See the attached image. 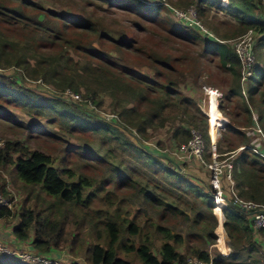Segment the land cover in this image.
Segmentation results:
<instances>
[{
    "label": "trees",
    "instance_id": "trees-1",
    "mask_svg": "<svg viewBox=\"0 0 264 264\" xmlns=\"http://www.w3.org/2000/svg\"><path fill=\"white\" fill-rule=\"evenodd\" d=\"M99 1L118 8L134 6L153 14H158L163 7L169 11V7L160 0ZM175 3L182 6L193 3L197 17L206 16V11L211 8L229 16L235 22L236 26H233L236 29L235 34L238 32L242 34L250 28L255 37L253 50L256 45L264 43V0H227L224 6H221L218 0H175ZM67 13L44 9L34 0H0V67L13 65L20 69V72H12L8 76L0 73V98L12 102L16 107L30 114L48 112L58 119H66L71 123L72 128L87 126L93 131L101 130L105 138L115 141L123 139L125 143L131 145L141 160L151 166L161 167L162 171L169 174V177L181 189H194L195 195L211 211L212 195L209 182L201 185L205 190L194 187L193 184L198 185L195 177L180 172V165L167 154L168 152L153 150L139 140L144 139L148 130L163 125L164 121L169 119L168 114H182L183 117L177 123L171 122L169 137L166 141L172 143L171 148L175 151L180 143L189 138L190 126L198 127L201 130L203 148L201 161L196 160L200 165H203L202 162L209 161L210 145L206 117L192 97L178 90L176 86L178 81L171 71V65L168 64V57L151 51L150 67L154 71L150 76L131 67L120 65L119 68L116 62L108 59L109 55L101 49L89 43L82 45L78 38L72 34L69 35L71 28L89 31L92 27L81 23L76 16L68 17ZM47 16L52 19H61V29H53L48 23L50 20L46 19ZM171 24L176 25V31L180 30L185 34L190 30L196 31V26L180 20ZM210 28L212 31L213 26ZM15 31L24 35L13 36ZM176 31L175 33L179 32ZM203 35H195L196 38L202 37L205 40L202 51L206 54L215 53L217 65L228 76V83L224 84L221 91V101L230 103L231 109H224L222 102H219V107L223 108L229 118L234 119L238 115L234 110L235 102L238 101L245 120V125H238L251 126L258 120L250 117V109L244 98L246 96L241 94L239 64L232 44L223 42L214 33ZM118 44L126 43L120 41ZM72 53L77 55V58H74ZM254 76H256L254 80L246 83L249 100H252L251 94L261 85V80H264L263 69ZM24 78L49 83L60 90L68 87L75 93L81 85L85 90L83 99L86 102L74 103L77 102L76 99L61 97L56 93L41 94L37 89L25 87L22 82ZM156 79H161L162 82ZM103 94H107L111 99L110 110L114 116L109 119L98 116L92 108L87 106L89 99L98 105ZM259 97V102L264 103V92L260 91ZM222 116L226 120L223 114ZM259 118L261 119L260 114ZM256 124L264 134V122L262 128L258 122ZM222 127L217 129L219 136L215 139L214 150L216 159L228 157L231 163L232 192L225 193L223 190L221 194L225 200L221 207L222 225L230 251L226 257L215 256L211 261L212 264H257L256 260H250L247 255L257 250L264 259V246L256 239L258 234L249 224L248 210L242 208L236 200L264 203V161H261L251 149L252 145L246 132L237 128L235 124L226 123ZM25 129L32 133L36 126L26 125ZM126 133L134 136L138 145L127 141ZM228 135L232 137L228 138ZM239 146L241 148L236 149ZM163 161L172 169L168 168ZM7 164L11 165L14 175L23 183L38 184L45 194L58 201L67 203L84 201L83 191L89 183L86 177L78 176L70 181L63 179L59 169L51 164L48 154L37 149H30L22 141L2 140L0 165ZM64 172L70 174V170L64 169ZM135 186L144 201L156 202L164 209L172 211L176 209L172 200L166 202L158 199L146 185L135 183ZM221 186H224V182H221ZM1 192L3 187L0 183ZM93 195L92 192H86L83 196L87 199ZM11 216L13 212L10 207L0 206V218ZM16 216L17 223L12 227V234L18 240L28 239L31 248L37 252L51 251L52 253L53 247L65 242L62 220L59 222L55 218L42 214L39 210L23 208V206ZM201 217L200 213L194 214L193 220ZM150 224L154 225V232L161 238L157 254L150 248L147 234H144L138 243H121L116 223L107 219L103 223L106 230L104 243H90L85 248L86 261L89 264H132L129 260L117 255V247H121L123 251L134 252L140 264H175L191 255L207 259L206 250L199 247L185 245L184 253L177 251L174 244L182 242L181 235L172 232L164 225L151 221ZM125 228L133 235H138L140 232L138 223L133 221L128 222ZM205 237L208 240L212 239L211 228L206 231ZM244 252L245 257H243ZM27 263L28 261L18 260L17 257L10 262V264Z\"/></svg>",
    "mask_w": 264,
    "mask_h": 264
},
{
    "label": "rangeland",
    "instance_id": "rangeland-1",
    "mask_svg": "<svg viewBox=\"0 0 264 264\" xmlns=\"http://www.w3.org/2000/svg\"><path fill=\"white\" fill-rule=\"evenodd\" d=\"M34 1L43 6L44 9L63 13L68 12V17L76 16L81 23L91 25L92 29L89 31L71 28L69 35L72 34L78 38L79 43L82 45L89 43L101 49L109 55L108 59L116 62L119 68L120 65L131 67L140 73L150 76L154 71L150 67L151 51L166 55L168 64L171 65V71L175 74L178 81L176 85L178 90L185 95L192 93L190 97L194 99L203 115H205L202 109L204 108L206 95L203 97V93L201 94L203 92L201 86L206 85L220 92L217 109L226 117L227 123L235 124V126H238L237 128L248 133L247 137L250 139L251 145L253 142L258 144V141L262 143V138L259 134L262 133L261 130V132L255 133L258 135V139H256L254 135H250L254 132L250 131L247 126L238 125H245L243 111L238 101L234 105V110L238 113L234 119L229 118L223 108L219 107V102H222L224 109H231L230 103L221 101V91L224 84L228 83V76L217 65L215 53L206 54L202 51V45L205 40L202 37H200L201 40L195 37V35L204 36L203 34L205 33L212 35L214 33L220 40L230 45L240 32L234 33L236 29L233 26L236 25L229 16L212 8L208 9L206 16L197 17L199 26H196V31L190 30L189 33L185 34L180 30H178L179 32L176 31V25L171 24V22L176 23V20L179 21L172 13L171 9L173 8L171 6L174 9H184L189 6L195 9L193 3L182 6L176 4L175 0H160L169 7V11L165 10L163 7L165 5H161L163 7L162 11L158 12V14H153L134 6L125 8L114 7L99 0ZM150 17L152 18L150 19ZM46 19L50 20L47 22L53 29H61V19H52L49 16ZM209 26H213L214 30L212 29L211 31ZM175 31L178 33H175ZM12 35L21 36L24 33L15 31ZM120 41H124L126 44H118ZM253 54L256 64L254 65V74L246 80V83L254 80L256 77L254 75L259 73L261 69L264 71V43L256 45ZM73 56L77 58V55L73 54ZM12 72H20V69L13 65L0 67V73L5 76L12 74ZM165 77L169 76L165 75ZM156 80L162 82L161 79ZM261 81V85L251 94L252 100H249L247 96L245 87L247 84L243 87L245 92L243 96H246L244 98L250 109V117L252 116L253 119L258 120L257 122L262 128L264 103L259 102V93L260 91L264 92V80ZM22 82L25 87L37 89L41 94L56 93L61 97L68 98H73L70 95L73 94L77 96L73 98L77 100L74 103L86 102L83 99L85 90L81 85H79L78 92L75 93L72 91L73 89L68 87L60 90L49 83L39 82V80L24 78ZM188 83L193 88L192 90L187 91L185 88ZM110 100L107 94H103L98 105H95L94 101L89 99L87 100V106L92 108L98 116L109 119L112 117ZM207 110L219 116L212 97L208 99ZM168 116L169 119L164 121L163 125L148 130L144 139L137 138L140 143L153 148V150L157 149L162 153L168 152L167 154L170 157L186 169L185 165L181 164V161L185 160V158H182L184 155L189 157V154L181 156L182 153L174 152L171 148L172 143L166 141L167 137H169L168 132L171 122H174L172 124L177 123L183 115H172L170 113ZM30 124L36 126L32 133L25 129V126ZM190 128L194 132L201 134V130L198 127L190 126ZM219 128L222 129L223 127ZM217 131L216 135L214 134L215 139L219 136ZM132 133L135 135L133 131ZM126 137L127 141L138 145L134 136L126 133ZM229 137L231 138L232 135H228ZM4 139L22 141L30 149H37L48 154L51 158V164L59 169L60 176L67 181L75 180L78 176L86 177L89 183L85 187L83 195L86 192L94 194L93 197L90 196L87 199L82 195L83 202L67 203L58 201L45 194L38 184L23 183L19 180L14 175L10 164L0 165V183L3 187L1 195L8 199L9 207L13 212V216L2 218V222H5L8 227H13L17 223L16 215L22 206L23 208L39 210L42 214L55 218L59 222L62 220L65 242L53 247L54 253H51V251H39V253L46 255L48 258H57L59 264H89L85 259V248L90 243H104L106 230L103 223L107 219L116 223L121 243H138L141 237L147 234L150 248L157 254L161 238L159 234L154 232V225L150 224L151 221L152 223L164 225L172 232H177L181 235L182 242L174 244L177 251L184 253L185 245H187L205 249L212 256H217L215 247L210 245L214 243V230L217 227V219L212 210L207 209L201 199L195 195L194 189H181L177 183L173 182L169 174L162 171L161 167L151 166L141 160L131 145L125 143L123 139L115 141L105 138L101 130L93 131L87 126L85 128H72L71 123L66 119H58L53 114L43 111L39 112V114H30L27 111L25 112L24 109L16 107L12 102L0 98V141ZM218 159L221 160L222 158ZM163 162L168 168L172 169L168 163ZM201 166L204 167L202 170L205 174L198 173L202 177L200 179L195 177L199 186L193 184L198 189H203L204 187L201 185L207 184L210 178L207 175L206 165L203 164ZM62 168L70 170V174L68 175ZM183 168H179L180 172L187 173ZM193 170L196 169L194 168ZM185 176L187 177V175ZM135 183L146 185L160 200L166 202L172 200L176 209L172 211L164 209L162 205H158L156 202L144 201L139 192H137ZM226 187L227 184L225 183L222 186L225 193L228 192L224 189ZM197 213H200L202 217L193 220V215ZM130 221L138 223L140 227L138 235L130 234L126 230L125 226ZM209 228H211L213 237L208 240L205 237V233ZM256 233L258 234L256 239L264 246V230H256ZM225 243L227 246L229 245L226 234ZM117 255L129 260L132 264H140L132 251H123L121 247H117ZM245 255L246 253L244 252L243 257ZM247 256L250 260H256L257 264L264 262L257 250ZM15 258L14 256H5L0 253V264H10ZM27 264L38 263L28 262Z\"/></svg>",
    "mask_w": 264,
    "mask_h": 264
},
{
    "label": "built area",
    "instance_id": "built-area-1",
    "mask_svg": "<svg viewBox=\"0 0 264 264\" xmlns=\"http://www.w3.org/2000/svg\"><path fill=\"white\" fill-rule=\"evenodd\" d=\"M218 3L221 6H224L227 4V0H218ZM171 8H173L171 9L172 13L178 20L185 22L189 25H194L197 27L199 26L198 18L196 16V10L192 6L186 7L184 9H181V8L174 9V7H171ZM253 42H254V37H253L252 30L250 28H248L246 31H244L239 36L235 37L231 42L232 49L238 59L239 84H240V91L242 95H244L245 93L243 87L246 85V80L249 79L250 76L252 75L253 67L255 65V57H254L253 49H252ZM201 87H202L204 96L206 95V98L204 99V108L202 109V111L204 112L207 118L209 145H210L209 161L202 162V163L206 165V168L208 171L207 175L208 177H210L209 183H210L211 195H212L211 210L217 219V227L214 230V234H215L214 243H211L210 245L215 247L217 256L224 257L228 255L230 248L225 243V234L222 228L223 227L222 226L223 214H222L221 207L225 203L224 202L225 200L223 199L221 195L223 193L221 182H224V184L225 183L227 184V187L225 189L229 193H231L232 192L231 187H232L233 181L231 179V163L228 160V157L222 158L221 160L216 159V153L214 150V138H215L217 129L223 126V124L227 123V119L224 122H217L216 120L214 121L213 133L215 135L213 137L210 134V128H209L210 125H209V120H208L209 116L207 114L206 109H207L209 96L210 94H213L214 106L216 110H218L217 102L221 94L215 88H211L206 85H202ZM70 95L73 98L77 97L76 95H73V94H70ZM202 102H203V99H202ZM248 128L250 129V131H253L254 133H257L258 131L261 132L256 123H253ZM259 134L261 135L262 144L264 148V137L262 133H259ZM1 143L2 141H0V145ZM202 148H203V140H202L201 135L197 132H194L191 129L189 138L186 140V142L180 143L174 152L182 153L181 156L183 154H189L193 156L194 158H196L197 160L201 161L200 156H201ZM240 148L241 146L238 147V149ZM251 149L257 154L258 158L261 161H264V150L257 148L253 144L251 146ZM236 201L242 206V208L248 210L249 224L251 228L253 230H259V229L264 230V203L241 201L239 199H237ZM0 206L9 207L8 199L5 198L3 195H1V193H0ZM217 228H219V231H217ZM0 253L7 254V255H15L20 260L34 262L38 264H59V261L57 260V258L50 259L47 256H44L35 250L16 251L13 248L12 249L9 248L1 240H0ZM206 253H207L206 260L199 258L197 256H194V255H191V256L186 257L184 260L180 262H176L175 264H212L211 259L212 257H215V256H212L208 251H206Z\"/></svg>",
    "mask_w": 264,
    "mask_h": 264
},
{
    "label": "crops",
    "instance_id": "crops-1",
    "mask_svg": "<svg viewBox=\"0 0 264 264\" xmlns=\"http://www.w3.org/2000/svg\"><path fill=\"white\" fill-rule=\"evenodd\" d=\"M185 88L187 89V91L189 90H192L193 88L191 86H189V83L185 85ZM203 92H201L202 94ZM187 95H192V93H187ZM204 96V94H203ZM248 134V133H246ZM250 135H254V138L258 139V135L255 134V133H252ZM258 141V140H257ZM256 143V144H254ZM254 146H256L257 148L259 149H262L264 150L263 148V144L261 142L258 141V144L257 142H253L252 143ZM262 145V146H260ZM173 150V149H172ZM184 155V157L182 158H185V160L183 159L181 161V164L185 165L184 167L186 169L183 168V166H180V169L181 167L183 168L184 171H186L188 174L192 175L193 177H196L198 179L202 178L201 176L198 175V173H204L202 168H204L203 166H201L196 158L192 157L191 155H189V157H187ZM196 169V170H193V169ZM204 179V178H203ZM2 218H0V240L5 243L9 248H13L15 250H27V249H30V250H33V248H31L30 244L28 243V239H24V240H18L17 238L14 237V235L12 234V227H8L7 224L5 222H2L1 220ZM54 253V252H52ZM57 254V253H55ZM59 256V255H58Z\"/></svg>",
    "mask_w": 264,
    "mask_h": 264
},
{
    "label": "bare ground",
    "instance_id": "bare-ground-1",
    "mask_svg": "<svg viewBox=\"0 0 264 264\" xmlns=\"http://www.w3.org/2000/svg\"><path fill=\"white\" fill-rule=\"evenodd\" d=\"M210 97H212L214 99L213 94H210L209 98ZM217 112H219V111L217 110ZM207 114L209 116V119L208 120H209V125H210V127H209L210 128V134L214 137V135H213V129H212L214 127V121L216 120L217 122H224L225 119L222 116L221 112H219V116H218L215 113L207 110ZM217 231H219V228H217Z\"/></svg>",
    "mask_w": 264,
    "mask_h": 264
},
{
    "label": "clouds",
    "instance_id": "clouds-1",
    "mask_svg": "<svg viewBox=\"0 0 264 264\" xmlns=\"http://www.w3.org/2000/svg\"><path fill=\"white\" fill-rule=\"evenodd\" d=\"M207 132H208V129H207ZM215 139V138H214ZM215 141V140H214ZM15 250V249H14ZM27 250H30V249H27ZM33 250H35V249H33ZM16 251H18V250H16ZM36 251V250H35ZM3 255H5V256H14V257H17V256H15V255H7V254H3ZM43 255V254H42ZM44 256H46V255H44ZM18 258V257H17ZM19 259V258H18Z\"/></svg>",
    "mask_w": 264,
    "mask_h": 264
}]
</instances>
